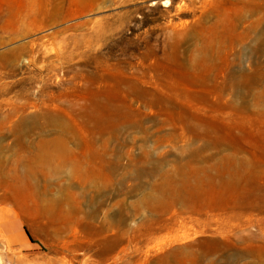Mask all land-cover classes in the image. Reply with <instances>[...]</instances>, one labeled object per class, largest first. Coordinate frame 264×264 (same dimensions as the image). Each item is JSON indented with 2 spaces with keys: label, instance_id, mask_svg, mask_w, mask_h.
Instances as JSON below:
<instances>
[{
  "label": "rangeland",
  "instance_id": "1",
  "mask_svg": "<svg viewBox=\"0 0 264 264\" xmlns=\"http://www.w3.org/2000/svg\"><path fill=\"white\" fill-rule=\"evenodd\" d=\"M0 264H264V0H0Z\"/></svg>",
  "mask_w": 264,
  "mask_h": 264
}]
</instances>
